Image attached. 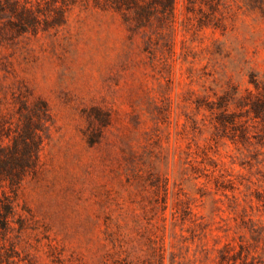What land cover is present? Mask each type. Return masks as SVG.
<instances>
[{
  "label": "rangeland",
  "instance_id": "obj_1",
  "mask_svg": "<svg viewBox=\"0 0 264 264\" xmlns=\"http://www.w3.org/2000/svg\"><path fill=\"white\" fill-rule=\"evenodd\" d=\"M139 4L0 0V264H264V0Z\"/></svg>",
  "mask_w": 264,
  "mask_h": 264
},
{
  "label": "trees",
  "instance_id": "obj_2",
  "mask_svg": "<svg viewBox=\"0 0 264 264\" xmlns=\"http://www.w3.org/2000/svg\"><path fill=\"white\" fill-rule=\"evenodd\" d=\"M112 3H115L117 7L124 6L125 8L131 7L133 5L143 13V16L146 18V12H148L146 8V4H139L140 0H110ZM167 8H172V0H167ZM147 10V11H146ZM141 15V14H140ZM3 129L0 128V138L2 137ZM26 146V145H25ZM18 142H14L13 146L9 148L0 146V181L8 180L13 186L15 180L13 178L19 179V172L12 173V169H17L18 171L22 170L26 165L29 164V159L24 154H20V156L16 155L17 151H19ZM26 149V148H25ZM13 216V205L11 201V197L7 193H3L0 197V240H3L9 230H11L10 223L12 222L11 218ZM0 249L4 250V253L0 252V263L2 261H6L9 263L11 261L12 256H9L4 247H0Z\"/></svg>",
  "mask_w": 264,
  "mask_h": 264
}]
</instances>
